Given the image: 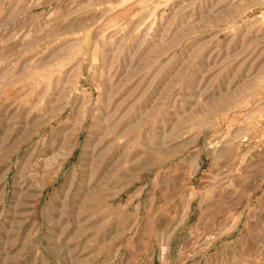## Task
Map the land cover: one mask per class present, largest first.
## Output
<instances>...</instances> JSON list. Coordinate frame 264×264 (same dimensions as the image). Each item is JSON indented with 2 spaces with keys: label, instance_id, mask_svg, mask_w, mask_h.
Wrapping results in <instances>:
<instances>
[{
  "label": "rangeland",
  "instance_id": "374dc122",
  "mask_svg": "<svg viewBox=\"0 0 264 264\" xmlns=\"http://www.w3.org/2000/svg\"><path fill=\"white\" fill-rule=\"evenodd\" d=\"M0 264H264V0H0Z\"/></svg>",
  "mask_w": 264,
  "mask_h": 264
}]
</instances>
